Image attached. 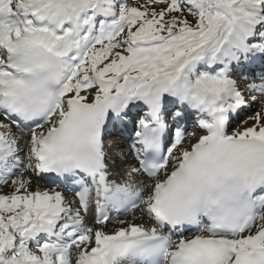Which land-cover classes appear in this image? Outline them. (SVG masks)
<instances>
[{"label": "snow or ice", "instance_id": "obj_1", "mask_svg": "<svg viewBox=\"0 0 264 264\" xmlns=\"http://www.w3.org/2000/svg\"><path fill=\"white\" fill-rule=\"evenodd\" d=\"M0 186V264H264V0H0Z\"/></svg>", "mask_w": 264, "mask_h": 264}, {"label": "rangeland", "instance_id": "obj_2", "mask_svg": "<svg viewBox=\"0 0 264 264\" xmlns=\"http://www.w3.org/2000/svg\"><path fill=\"white\" fill-rule=\"evenodd\" d=\"M134 2H135V1H134ZM251 111H256V107L253 106L252 109H251ZM235 127H236V125H235ZM111 142H113V140L109 141V143H111ZM129 159H130V157H129ZM26 175H27V173H26ZM34 182H36V181H33V183H34ZM36 184H39L40 186L45 187L44 185H42V184H40V183H36ZM36 184H35V185H36ZM36 186H37V185H36ZM33 187H35V186H33ZM2 190L5 191V192H7V191H9L10 189L4 187ZM130 217H131V216H130ZM136 222L139 223V222H140V219L137 218ZM110 230H111V225L109 226V231H110Z\"/></svg>", "mask_w": 264, "mask_h": 264}, {"label": "bare ground", "instance_id": "obj_3", "mask_svg": "<svg viewBox=\"0 0 264 264\" xmlns=\"http://www.w3.org/2000/svg\"><path fill=\"white\" fill-rule=\"evenodd\" d=\"M132 2H134V1H132ZM234 127H235V125H234ZM124 139H126V138H122V139H121L122 141L119 142V143H121V144L124 145V143H125V140H124ZM123 140H124V141H123ZM32 179H33V181H34V179L36 180L37 178H36L35 176H33ZM38 181H39V180H38ZM35 184H36V182L33 183V186L36 187L37 184H36V185H35ZM39 186H40V185H39ZM40 187H42V186H40ZM3 188H4V186H0V190H2ZM6 188H7V187H6ZM42 188H45V187H42ZM68 199H69V197H68ZM128 217L131 218L130 215H129ZM91 223H92V221H91V219H89V224H91Z\"/></svg>", "mask_w": 264, "mask_h": 264}]
</instances>
